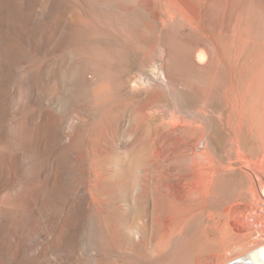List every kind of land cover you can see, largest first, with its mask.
Wrapping results in <instances>:
<instances>
[{"label":"rangeland","instance_id":"rangeland-1","mask_svg":"<svg viewBox=\"0 0 264 264\" xmlns=\"http://www.w3.org/2000/svg\"><path fill=\"white\" fill-rule=\"evenodd\" d=\"M129 2L0 0V264H111L110 214L125 218L121 224L128 221L127 227L122 224L124 233L139 223L135 212L142 213L143 199L140 209L135 207L140 212L128 205L131 189L146 179L143 173H151V157L140 151L128 123L119 117L133 106L127 90L137 82L154 83L138 78L137 62L160 32L150 25L156 12L147 1L137 6ZM227 4L232 12L224 11L223 28L232 16L238 18L245 53L259 48L264 0ZM175 31L174 44L179 45L202 34L217 42L226 39L211 28L193 30L195 34ZM159 64L148 72L163 83ZM101 82L115 121L103 140L108 151L99 160ZM180 97L195 103L193 89L182 90ZM173 104L171 100L168 108ZM100 161L115 184L104 216L91 201ZM128 241L136 247L129 264L153 263L148 249L142 261L133 238L126 237Z\"/></svg>","mask_w":264,"mask_h":264},{"label":"bare ground","instance_id":"bare-ground-1","mask_svg":"<svg viewBox=\"0 0 264 264\" xmlns=\"http://www.w3.org/2000/svg\"><path fill=\"white\" fill-rule=\"evenodd\" d=\"M127 1L135 6L147 1L156 12L149 24L160 32L137 62L138 78L154 83L137 82L127 90L133 106L119 117L128 123L140 151L150 154L152 170L130 188V208L144 201L142 213L134 211L139 215L135 228L124 233L122 224L128 221L121 224L125 218L110 214L111 264H129L136 247L126 237L133 238L142 261L152 256V264H264V42L245 53L240 20L232 16L223 28L224 11L232 12L227 0ZM207 28L226 39L217 42L202 34L174 44L177 29ZM157 63L163 83L148 72ZM186 89L194 90V104L180 97ZM106 90L101 82L99 160L108 151L103 140L115 121ZM171 100L173 110L168 108ZM102 168L100 161L91 201L104 216L115 184ZM234 243L237 249L231 248Z\"/></svg>","mask_w":264,"mask_h":264}]
</instances>
